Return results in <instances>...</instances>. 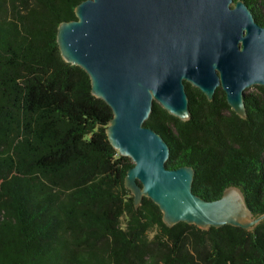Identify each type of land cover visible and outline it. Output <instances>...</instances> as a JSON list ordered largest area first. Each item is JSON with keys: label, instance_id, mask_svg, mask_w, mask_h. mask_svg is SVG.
<instances>
[{"label": "trees", "instance_id": "trees-1", "mask_svg": "<svg viewBox=\"0 0 264 264\" xmlns=\"http://www.w3.org/2000/svg\"><path fill=\"white\" fill-rule=\"evenodd\" d=\"M82 1L0 0V264H264V221L168 227L150 199L134 205L133 164L106 134L112 111L57 44ZM242 1L264 27V0ZM186 92L189 121L155 104L144 124L168 144L166 168L192 167L206 201L238 187L263 215L264 88L246 92L245 119L221 89L212 102Z\"/></svg>", "mask_w": 264, "mask_h": 264}, {"label": "water", "instance_id": "water-1", "mask_svg": "<svg viewBox=\"0 0 264 264\" xmlns=\"http://www.w3.org/2000/svg\"><path fill=\"white\" fill-rule=\"evenodd\" d=\"M75 20L57 29L63 60L89 77L92 95L112 111L106 134L130 159L124 186L134 205L150 199L168 227L253 231L255 217L240 188L206 201L194 194L195 171L167 169L169 147L144 126L156 104L182 122L191 119L187 85L209 102L218 89L245 119L247 90L264 88V27L238 0H83Z\"/></svg>", "mask_w": 264, "mask_h": 264}, {"label": "rangeland", "instance_id": "rangeland-1", "mask_svg": "<svg viewBox=\"0 0 264 264\" xmlns=\"http://www.w3.org/2000/svg\"><path fill=\"white\" fill-rule=\"evenodd\" d=\"M250 91H251V90H247V92H250ZM217 92H218V90H217ZM217 92H216V93H217ZM254 93H255V92H254Z\"/></svg>", "mask_w": 264, "mask_h": 264}]
</instances>
